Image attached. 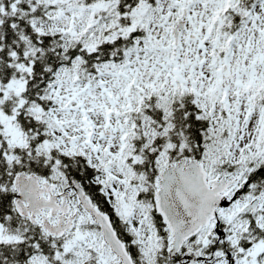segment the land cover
Returning a JSON list of instances; mask_svg holds the SVG:
<instances>
[{"label":"snow or ice","instance_id":"6c2138e0","mask_svg":"<svg viewBox=\"0 0 264 264\" xmlns=\"http://www.w3.org/2000/svg\"><path fill=\"white\" fill-rule=\"evenodd\" d=\"M0 264H264V0H0Z\"/></svg>","mask_w":264,"mask_h":264}]
</instances>
